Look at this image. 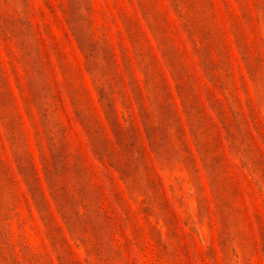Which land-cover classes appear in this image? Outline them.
Instances as JSON below:
<instances>
[{
	"label": "rangeland",
	"instance_id": "1",
	"mask_svg": "<svg viewBox=\"0 0 264 264\" xmlns=\"http://www.w3.org/2000/svg\"><path fill=\"white\" fill-rule=\"evenodd\" d=\"M0 264H264V0H0Z\"/></svg>",
	"mask_w": 264,
	"mask_h": 264
}]
</instances>
